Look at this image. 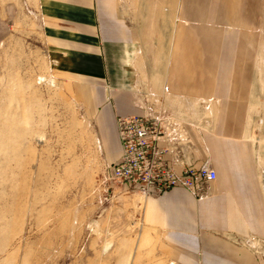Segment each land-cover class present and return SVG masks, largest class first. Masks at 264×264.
Listing matches in <instances>:
<instances>
[{
  "label": "rangeland",
  "instance_id": "obj_1",
  "mask_svg": "<svg viewBox=\"0 0 264 264\" xmlns=\"http://www.w3.org/2000/svg\"><path fill=\"white\" fill-rule=\"evenodd\" d=\"M42 2L0 0V264H180L142 193L106 180L88 108L43 85ZM117 2L142 48L138 104L207 148L218 178L197 198L228 192L243 215L197 264H264V0Z\"/></svg>",
  "mask_w": 264,
  "mask_h": 264
},
{
  "label": "crops",
  "instance_id": "obj_2",
  "mask_svg": "<svg viewBox=\"0 0 264 264\" xmlns=\"http://www.w3.org/2000/svg\"><path fill=\"white\" fill-rule=\"evenodd\" d=\"M41 12L48 26L43 85L68 91L88 108L104 166L117 161L121 154L117 117L145 112L136 96L142 48L132 23L117 0H43ZM158 144L168 150L164 157L178 173L187 165L197 168L206 163L207 148L197 142L166 132ZM242 216L236 198L224 191L197 198L190 190L175 187L144 197L142 206L143 225L162 235L180 264L201 262L202 252L205 263L218 257L211 252L224 251V246L208 231H240ZM142 242H148L147 237Z\"/></svg>",
  "mask_w": 264,
  "mask_h": 264
},
{
  "label": "built area",
  "instance_id": "obj_3",
  "mask_svg": "<svg viewBox=\"0 0 264 264\" xmlns=\"http://www.w3.org/2000/svg\"><path fill=\"white\" fill-rule=\"evenodd\" d=\"M117 127L121 154L117 161L106 165L105 178L124 191H138L147 197L182 187L200 196L218 178L207 162L197 168L187 165L178 173L164 157L168 150L158 144L166 132L151 113L118 116Z\"/></svg>",
  "mask_w": 264,
  "mask_h": 264
}]
</instances>
